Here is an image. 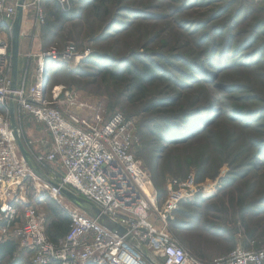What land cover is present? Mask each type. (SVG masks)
<instances>
[{
  "label": "rangeland",
  "instance_id": "obj_1",
  "mask_svg": "<svg viewBox=\"0 0 264 264\" xmlns=\"http://www.w3.org/2000/svg\"><path fill=\"white\" fill-rule=\"evenodd\" d=\"M24 1L22 14L34 16V0ZM56 3L35 4L44 22L36 23L28 78L49 84L47 99L64 115L97 113L103 124L122 113L130 121L129 151L159 197L168 180L194 175L198 192L180 204L170 226L189 254L205 261L235 247L264 248V0H70L68 20L53 18ZM145 67L153 80L138 83ZM54 86L65 88L55 101ZM7 112L15 154L33 177L16 190L23 203H16L9 228L22 226L32 206L56 242L67 228L69 204L93 209L70 188L56 200L49 195L43 186L56 187L63 171L35 157L50 149V135L11 100L0 102V114ZM52 208L67 213L63 231ZM140 251L149 264H162L153 250ZM31 255L16 244L0 264H31Z\"/></svg>",
  "mask_w": 264,
  "mask_h": 264
},
{
  "label": "built area",
  "instance_id": "obj_2",
  "mask_svg": "<svg viewBox=\"0 0 264 264\" xmlns=\"http://www.w3.org/2000/svg\"><path fill=\"white\" fill-rule=\"evenodd\" d=\"M21 1L0 0V23L15 18ZM37 1L33 2L36 21L42 24ZM55 1L69 7L70 0ZM26 5L23 0L22 11ZM47 53L54 55L55 50ZM9 66L7 46L0 40V102L11 100L21 114L44 126L51 147L35 159L42 165L55 163L63 171L56 187L45 184L43 188L55 200L61 198L62 189L70 188L95 209L69 204V227L56 242L46 233L44 216L32 206H26L24 224L10 229L17 216L16 203H23L16 190L33 177L15 154L8 112L0 114V231L4 240L14 238L20 248L32 254L31 264H149L140 246L153 250L162 264H264V248L235 247L205 261L189 254L172 235L170 224L180 204L198 192L200 184L194 175L168 180L165 194L159 197L151 175L129 151L130 121L122 113H113L103 124L97 113L90 117L64 115L47 99L48 83L33 80L12 87ZM64 89H51L53 101ZM65 96L72 99L68 91Z\"/></svg>",
  "mask_w": 264,
  "mask_h": 264
},
{
  "label": "crops",
  "instance_id": "obj_3",
  "mask_svg": "<svg viewBox=\"0 0 264 264\" xmlns=\"http://www.w3.org/2000/svg\"><path fill=\"white\" fill-rule=\"evenodd\" d=\"M34 10V16L27 17L25 12L18 19L13 18L0 23V40L6 44L9 59L12 57L14 64L12 68L10 60L11 75L9 74V77L17 84L28 85L33 81L32 78H28L27 69L30 64L29 58L34 57L35 49L38 48L37 39L40 31V26L36 24V9ZM8 118L10 122L9 112Z\"/></svg>",
  "mask_w": 264,
  "mask_h": 264
},
{
  "label": "trees",
  "instance_id": "obj_4",
  "mask_svg": "<svg viewBox=\"0 0 264 264\" xmlns=\"http://www.w3.org/2000/svg\"><path fill=\"white\" fill-rule=\"evenodd\" d=\"M57 7H58L57 8V12L56 13L55 12H52L51 13V15L53 16L54 19H64V20H68L69 17H70V15L74 12L71 8L61 9V7L58 4H57ZM59 9L61 10V13H60V10ZM109 74H110V76L112 78H116L117 77L112 72H110ZM153 74L154 73L151 71L150 68L145 67L144 68L143 75L137 77L138 83H141V81H143V82L144 81L151 82L153 80V77H154ZM171 101L173 102V100H171ZM152 106H154V105H152ZM183 203L186 204V202H183ZM52 210L55 212V214H58V221H57V223H55L57 229H60V231H63V229L65 227V224L67 222V216H68V215L66 216L67 213L64 212L66 214L63 213L64 215H60L59 214V211H57L55 208H52ZM178 212L180 213L179 210H178ZM174 224H176V221H172L171 224H170V226L172 227ZM68 227H69V217H68L67 228H66V230L62 234H64L67 231ZM47 235L49 236L48 232H47ZM15 251H16V244H15L14 241L5 240L3 242H0V260H4L5 258L12 256Z\"/></svg>",
  "mask_w": 264,
  "mask_h": 264
},
{
  "label": "water",
  "instance_id": "obj_5",
  "mask_svg": "<svg viewBox=\"0 0 264 264\" xmlns=\"http://www.w3.org/2000/svg\"><path fill=\"white\" fill-rule=\"evenodd\" d=\"M23 1V0H22ZM22 1L20 2V6L18 7V12H17V15L15 16V18L16 19H18V18H20V16L22 15V7H21V5H22ZM11 61H12V68L14 67V64H13V60H12V57H11ZM15 81L14 80H12L11 81V84H12V87H14L15 86ZM11 118H10V124H11V128L13 129V131H14V125H13V118H12V114H11V116H10ZM93 210L95 211V209L93 208ZM111 225H109V227H110Z\"/></svg>",
  "mask_w": 264,
  "mask_h": 264
}]
</instances>
